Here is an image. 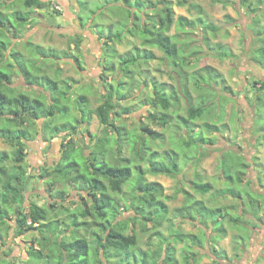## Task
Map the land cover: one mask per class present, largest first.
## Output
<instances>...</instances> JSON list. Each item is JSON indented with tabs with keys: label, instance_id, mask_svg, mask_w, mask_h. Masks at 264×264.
Here are the masks:
<instances>
[{
	"label": "clouds",
	"instance_id": "1",
	"mask_svg": "<svg viewBox=\"0 0 264 264\" xmlns=\"http://www.w3.org/2000/svg\"><path fill=\"white\" fill-rule=\"evenodd\" d=\"M0 13V264H264V0Z\"/></svg>",
	"mask_w": 264,
	"mask_h": 264
},
{
	"label": "trees",
	"instance_id": "2",
	"mask_svg": "<svg viewBox=\"0 0 264 264\" xmlns=\"http://www.w3.org/2000/svg\"><path fill=\"white\" fill-rule=\"evenodd\" d=\"M0 6H4V0H0ZM0 15H3L2 13H0ZM8 73L5 72H0V78H2L3 76L7 75ZM93 204H95V201H93Z\"/></svg>",
	"mask_w": 264,
	"mask_h": 264
},
{
	"label": "rangeland",
	"instance_id": "3",
	"mask_svg": "<svg viewBox=\"0 0 264 264\" xmlns=\"http://www.w3.org/2000/svg\"><path fill=\"white\" fill-rule=\"evenodd\" d=\"M3 6H0V8H2Z\"/></svg>",
	"mask_w": 264,
	"mask_h": 264
}]
</instances>
